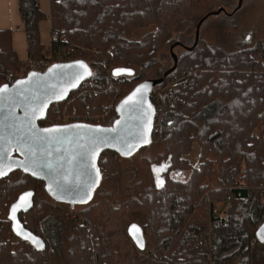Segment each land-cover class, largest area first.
<instances>
[{
    "label": "trees",
    "instance_id": "16d2710c",
    "mask_svg": "<svg viewBox=\"0 0 264 264\" xmlns=\"http://www.w3.org/2000/svg\"><path fill=\"white\" fill-rule=\"evenodd\" d=\"M18 3L28 57L40 58V23L47 15L39 0ZM217 9L194 0H51L52 28L64 33V45L76 49L71 60L87 62L92 75L65 101L53 103L41 126L62 124L67 102L66 111L105 112V120L96 123L112 125L118 113L115 108L108 112L109 104L116 98L117 105L138 84L164 78L154 87L160 88L184 76L188 82L176 89V104L156 115L151 142L138 150L160 148L145 159L147 179L121 184L124 156L107 150L99 160L97 199L78 210L45 198V182L24 170L0 179V264H56L61 256L68 264H264L258 235L264 221V129L258 130L264 125V38L228 50L200 37L188 49L196 42L199 22ZM150 26L155 28L134 36ZM191 32L192 42L187 38ZM173 38L185 50L167 67L153 55L164 45L172 47ZM24 62L13 46L12 30L0 29V86L7 71ZM117 68L134 73L115 76ZM181 71L186 73L178 77ZM195 144L199 152L193 161ZM183 172H189L186 179L179 178ZM28 190L35 191L34 206L19 218L44 240V249L12 229L11 205ZM221 202L227 203L223 216L215 212ZM112 209L115 214L147 213L144 246L125 225L131 251L119 258L100 230L103 211ZM72 211L83 215L81 226L69 219ZM204 236L210 239L208 247Z\"/></svg>",
    "mask_w": 264,
    "mask_h": 264
},
{
    "label": "water",
    "instance_id": "95a60500",
    "mask_svg": "<svg viewBox=\"0 0 264 264\" xmlns=\"http://www.w3.org/2000/svg\"><path fill=\"white\" fill-rule=\"evenodd\" d=\"M205 18L197 26L194 46L188 49L197 46ZM173 57L177 56L173 54ZM133 73L127 68L113 71L115 76ZM91 75L87 62L71 60L51 65L44 72L31 71L13 84L0 86V155L3 156L0 179L24 170L44 181L51 197L72 206L87 204L101 180L99 160L103 152L113 150L127 157L151 142L156 117L151 95L164 78L144 81L125 95L117 104L118 118L112 125L89 122L40 125L53 103L65 101ZM34 197V190L25 191L11 205L12 229L37 249H44V240L28 230L19 218L21 212L32 209ZM129 234L140 247L144 246L140 225L131 224ZM258 235L264 242V221Z\"/></svg>",
    "mask_w": 264,
    "mask_h": 264
},
{
    "label": "rangeland",
    "instance_id": "374dc122",
    "mask_svg": "<svg viewBox=\"0 0 264 264\" xmlns=\"http://www.w3.org/2000/svg\"><path fill=\"white\" fill-rule=\"evenodd\" d=\"M198 5H205L206 7H213L218 9L213 11L211 15H208L203 21L199 34L200 37L207 44H218L223 46L228 50H240L246 43L250 41V45H253L258 39L264 38V0H194ZM155 27L150 26L147 28L139 29L135 32V37L140 38L142 35L147 33L150 30H153ZM194 32H191L187 38L194 41ZM175 38L171 41L172 47L170 44L164 45L153 56L159 60H162L165 66H170L174 60L173 54L179 57V55L185 50L183 46L174 42ZM172 50V55L169 50ZM45 54V53H44ZM29 59V58H28ZM33 59V58H32ZM26 62V61H25ZM21 67L15 70H9L17 72ZM8 72V71H7ZM184 73L177 74L178 77L182 76ZM6 75V74H5ZM114 100V99H113ZM71 102H67L64 106V111L60 113L61 121H64L65 118L70 115L78 114L85 115L87 113L91 114L90 110H82L77 112H68L66 107L71 105ZM105 113V112H104ZM91 114L93 120H105L103 114ZM100 117V118H97ZM60 120L59 118L56 119ZM264 129V125L260 124L258 130ZM160 151V148L154 144L149 145L147 149L143 151H136L132 155L124 157L122 162V183L126 184L130 180L136 179H147V171L149 168L147 159L154 158L156 153ZM199 152V147L197 144L194 145V150L190 156L193 161L196 160L197 154ZM189 176V172H183L179 174V178L186 179ZM147 182V181H146ZM120 184V185H121ZM119 185V187H120ZM45 198L50 201H58L65 206L70 205L68 202H63L60 200L51 197L49 194L43 192L42 194ZM97 196H93L88 204L96 201ZM83 205L76 204L75 207L78 210ZM227 209V203H216L215 212L219 215H225V210ZM77 212V211H72ZM71 213V212H70ZM105 219L103 224H100L101 232L105 233L108 236V245H111L115 251H117L116 256L119 258L120 253L124 255L131 251L130 244H128L125 233V225H127L128 232L131 224L136 223L141 227L145 224L147 213L144 211L136 212H118L115 214L112 209L111 212L103 211ZM69 214V213H68ZM72 221V220H71ZM73 222V221H72ZM74 224V223H73ZM75 225V224H74ZM112 231V236L110 237V232ZM119 231V232H118ZM210 239H208V244H204V247H208ZM66 246V245H65ZM56 264H68L67 259L64 256H61L57 259Z\"/></svg>",
    "mask_w": 264,
    "mask_h": 264
},
{
    "label": "built area",
    "instance_id": "2783aa9c",
    "mask_svg": "<svg viewBox=\"0 0 264 264\" xmlns=\"http://www.w3.org/2000/svg\"><path fill=\"white\" fill-rule=\"evenodd\" d=\"M64 39L65 36L63 32L52 28L50 32V42L44 49L45 54L37 59H27L17 72L8 71L5 75V83L13 84L17 79L25 77L31 71L44 72L51 65L71 61L72 56L76 53V49L73 46L64 45ZM187 82L188 80L184 76L181 79L170 81L160 88L156 87L153 89L151 98L156 107V115L160 116L168 107H173L176 104L179 96L175 91L181 86L186 85ZM166 94H169V100L165 99ZM115 103L116 98L109 104L108 112L114 108L116 109L117 105H115ZM73 122H89L97 124L96 120H93L90 113L85 115H70L65 118L62 124ZM68 217L76 226H81L83 223L84 217L79 212H71L68 214ZM203 243L206 245L208 244V239L205 236L203 237Z\"/></svg>",
    "mask_w": 264,
    "mask_h": 264
},
{
    "label": "crops",
    "instance_id": "0c3cea01",
    "mask_svg": "<svg viewBox=\"0 0 264 264\" xmlns=\"http://www.w3.org/2000/svg\"><path fill=\"white\" fill-rule=\"evenodd\" d=\"M41 9L47 15L40 23L41 41L45 47L50 42L51 22L48 18L51 9V0H39ZM0 29H11L13 32V46L21 60L28 57L27 37L25 24L19 12L18 0H0Z\"/></svg>",
    "mask_w": 264,
    "mask_h": 264
},
{
    "label": "snow or ice",
    "instance_id": "6c2138e0",
    "mask_svg": "<svg viewBox=\"0 0 264 264\" xmlns=\"http://www.w3.org/2000/svg\"><path fill=\"white\" fill-rule=\"evenodd\" d=\"M48 131H50V130H48ZM0 159H3L2 155H0ZM28 195H31V194H28ZM13 211L15 212V209H13ZM33 242L36 243L38 246L42 247V244H40L38 241L34 240Z\"/></svg>",
    "mask_w": 264,
    "mask_h": 264
}]
</instances>
